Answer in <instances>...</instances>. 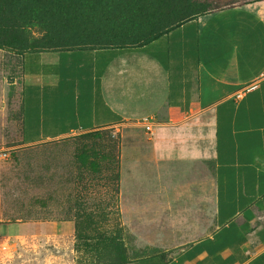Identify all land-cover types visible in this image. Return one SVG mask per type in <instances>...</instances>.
<instances>
[{"label": "crops", "instance_id": "obj_1", "mask_svg": "<svg viewBox=\"0 0 264 264\" xmlns=\"http://www.w3.org/2000/svg\"><path fill=\"white\" fill-rule=\"evenodd\" d=\"M31 55L38 63L56 57L63 77L74 70L84 91L76 102L48 104L47 129L38 118L31 132L23 116V146L140 129L145 150L125 147L122 164L154 166L155 184H174L169 167L212 165L215 231L169 256L127 264H264V1L201 17L139 50ZM145 118L155 122L151 133L139 125ZM166 189L160 210L174 198Z\"/></svg>", "mask_w": 264, "mask_h": 264}, {"label": "rangeland", "instance_id": "obj_2", "mask_svg": "<svg viewBox=\"0 0 264 264\" xmlns=\"http://www.w3.org/2000/svg\"><path fill=\"white\" fill-rule=\"evenodd\" d=\"M219 1L232 6L255 0ZM36 60L0 51V264H108L118 247L130 260L150 248L169 256L215 231L212 165L204 172L169 167L174 184L157 185L161 175L154 166L122 164L125 147L145 150L140 129L23 146V116L28 126L30 115L31 132L39 131L38 118L47 129L48 104L76 102L84 91L74 70L63 77L56 57ZM90 148L111 158L97 175L77 161ZM161 187L174 195L163 210L156 200Z\"/></svg>", "mask_w": 264, "mask_h": 264}, {"label": "trees", "instance_id": "obj_3", "mask_svg": "<svg viewBox=\"0 0 264 264\" xmlns=\"http://www.w3.org/2000/svg\"><path fill=\"white\" fill-rule=\"evenodd\" d=\"M232 6L221 5L219 0H0V51L19 57L106 49L134 51ZM33 30L37 38L30 33ZM104 132L82 136L99 140ZM77 161L83 170L97 175L101 164L111 162V158L90 148L80 152ZM143 253L142 257L167 256L156 248ZM131 261L126 250L118 247L108 264Z\"/></svg>", "mask_w": 264, "mask_h": 264}, {"label": "built area", "instance_id": "obj_4", "mask_svg": "<svg viewBox=\"0 0 264 264\" xmlns=\"http://www.w3.org/2000/svg\"><path fill=\"white\" fill-rule=\"evenodd\" d=\"M139 125L144 129L145 132L151 133L155 126V122L151 119H143L139 122ZM1 156V155H0ZM2 157V156H1Z\"/></svg>", "mask_w": 264, "mask_h": 264}]
</instances>
